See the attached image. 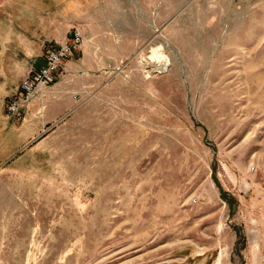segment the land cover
<instances>
[{
  "label": "rangeland",
  "instance_id": "rangeland-1",
  "mask_svg": "<svg viewBox=\"0 0 264 264\" xmlns=\"http://www.w3.org/2000/svg\"><path fill=\"white\" fill-rule=\"evenodd\" d=\"M140 1L0 0V264H264V0ZM74 28L100 64L38 136L26 42Z\"/></svg>",
  "mask_w": 264,
  "mask_h": 264
},
{
  "label": "crops",
  "instance_id": "crops-1",
  "mask_svg": "<svg viewBox=\"0 0 264 264\" xmlns=\"http://www.w3.org/2000/svg\"><path fill=\"white\" fill-rule=\"evenodd\" d=\"M140 3L144 10H146L147 12L150 11V0H141ZM82 22L84 21L82 20ZM82 29L83 45L81 46L79 55L84 61L81 67H83L84 69L97 67L100 64L99 55L101 54V49L99 48V46L103 45V42L97 38L96 35L98 34V32H95L90 36L84 28ZM30 38L31 39H28L26 43H28V50L31 53L32 59L29 66V70H27L26 74L31 69L39 68L41 66L38 65L39 60L41 58L45 59V56H43L42 53V46L39 45V40L37 39V36L30 35ZM56 41L57 43L54 47H58L63 40ZM69 60L66 61L67 63H65V66L67 64L69 69H73L75 66H77L75 63H70L71 61ZM87 82L88 80L86 78L85 82H83L84 84H82V87H80V89H82L80 91H69V89L66 90V86L58 84V82L54 83L49 87L43 88L41 95H36L31 101V103L23 108L22 120L24 121V123H22V125L35 126L37 128L36 135L39 136L41 133H43L44 129L47 126L53 124V122L60 118V116L64 112L70 110L73 101H78L79 99H81V93L87 87V85L85 84ZM75 94L77 96H75Z\"/></svg>",
  "mask_w": 264,
  "mask_h": 264
},
{
  "label": "built area",
  "instance_id": "built-area-1",
  "mask_svg": "<svg viewBox=\"0 0 264 264\" xmlns=\"http://www.w3.org/2000/svg\"><path fill=\"white\" fill-rule=\"evenodd\" d=\"M82 45V33L74 28L70 37L63 40L58 47L49 49L45 55V64L37 69H31L24 78L20 79L6 105V116L22 119L23 108L30 104L36 95L40 96L43 88L56 82L65 62L71 59L74 53H79Z\"/></svg>",
  "mask_w": 264,
  "mask_h": 264
},
{
  "label": "water",
  "instance_id": "water-1",
  "mask_svg": "<svg viewBox=\"0 0 264 264\" xmlns=\"http://www.w3.org/2000/svg\"><path fill=\"white\" fill-rule=\"evenodd\" d=\"M165 264H167V263L165 262Z\"/></svg>",
  "mask_w": 264,
  "mask_h": 264
}]
</instances>
